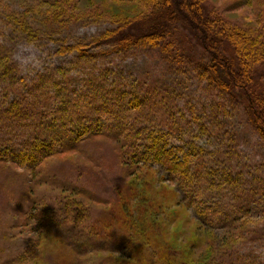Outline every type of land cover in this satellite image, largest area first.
Wrapping results in <instances>:
<instances>
[{
	"label": "rangeland",
	"instance_id": "374dc122",
	"mask_svg": "<svg viewBox=\"0 0 264 264\" xmlns=\"http://www.w3.org/2000/svg\"><path fill=\"white\" fill-rule=\"evenodd\" d=\"M47 1L0 0L1 13L6 11L4 3L11 6L33 22L30 26L35 31L30 36L4 18L0 59L8 58L10 65L17 66L12 59L14 50L31 40L44 58L43 69L31 78L60 67L71 92L101 83L112 88L120 80L129 91L153 98L142 112L126 119L140 122L143 115L145 121L156 120L147 126L153 131L156 125L176 158L192 160L203 155L213 178L217 177L208 198L213 204L230 206L233 214L226 211L217 218L229 225L204 226L175 176L153 161L129 170L123 157L124 142L112 132L120 130L119 125L91 118L85 125L96 122L99 126L93 129L109 132L84 141L79 140L84 134L71 136L79 140L74 149L45 159L35 171L0 161V264H264V141L252 129L242 97L217 109L220 96L197 69L209 59L193 35L188 31L173 34L185 44L183 59L177 62L169 63L162 48L143 44L127 51L95 49L87 59L77 58L75 53L59 55L60 48L89 46L94 38L117 29L120 22L145 18L148 12L112 0H77L76 9L64 22L47 25L44 16L35 11L39 3ZM239 1L209 0L216 15L240 27H256L258 18L264 20V0H247L244 7ZM96 15L105 18H94ZM26 92L19 89L20 95ZM77 96L86 98L82 91L73 102ZM160 122L177 128L167 130L165 124L158 128ZM36 130L34 125L31 132ZM0 156L10 154L0 152ZM226 174L239 180L237 190L242 196L222 191L227 184L222 185L221 178ZM11 176L17 177L18 184L3 191ZM22 189L30 193L25 201ZM61 200H75L88 209L93 229L68 231L58 227L59 223L48 224L60 210Z\"/></svg>",
	"mask_w": 264,
	"mask_h": 264
},
{
	"label": "trees",
	"instance_id": "16d2710c",
	"mask_svg": "<svg viewBox=\"0 0 264 264\" xmlns=\"http://www.w3.org/2000/svg\"><path fill=\"white\" fill-rule=\"evenodd\" d=\"M112 1L118 4H135L148 13L151 12V15L147 13L145 18L120 22L117 29L108 30L94 38L89 46L63 47L57 54L75 53L77 58L87 59L92 56L91 51L95 49L112 47L119 51H127L143 44L162 48V55L169 63L177 62L183 59L182 50L185 44L173 34L188 31L209 59L208 62L199 63L197 69L214 87L215 94L220 96L221 105L217 106V109H225L228 102L234 104L237 96L242 97L249 123L264 141L263 19H257L256 27H240L225 17L216 15L209 0ZM245 1L247 0H240L238 3L244 7ZM76 2L77 0H48L45 4L39 3L35 11L44 16V23L47 25L56 21L62 23L63 19L68 18L73 9H76ZM3 5L6 11L0 12V24L5 23L4 18H7L23 32L34 36L35 31L30 26L33 22L15 13L11 6L5 3ZM103 17L105 18L96 15L94 18ZM229 41L234 42V47ZM11 62L8 58L0 59V152L10 154L6 158L0 156V161L35 171L36 165L45 159L59 152L74 149L77 141L109 132L93 129L99 126L96 122L85 125L91 118L98 117L99 121L103 119L106 124L111 121L121 128L112 132L118 134L117 137L124 142L123 157L129 170L135 166L142 168V164H150L151 161L161 164L177 178L186 199L196 206L204 226L214 229L229 225L230 222L218 221L217 218H221L226 211L231 214L230 206L227 208L222 202L213 204L207 196L217 177L213 178L206 158L203 155L192 160L187 157L182 160L176 158L174 150L166 146L164 136L156 130V125L153 131L152 126L150 128L147 126L153 125L156 120L148 118L149 120L145 121L141 118L143 115L140 122L132 123L131 119L129 121L126 119L128 115L135 117V113L142 112L143 106L147 107L153 98L129 91L120 80L117 81L119 84L114 83L116 86L112 88H106V85L101 83L91 85L86 91L71 92L65 83L62 68H54L43 75L31 78L26 77L15 64L10 65ZM21 87L28 90L25 95L19 94ZM82 91L86 98L77 96L76 102H73L76 93ZM15 97L19 98L14 101ZM123 121L126 125L122 123ZM33 124L38 130L31 132ZM161 124H165L167 130L175 131L177 128L167 122H160L157 127L159 128ZM83 134L82 139L77 141L71 138V136L79 138ZM15 179H17L15 176L9 177L2 190L6 191L9 186L10 189L15 187L18 184ZM221 179L222 185L227 184V187L223 186L222 191L228 189L231 193H236L237 197L242 196L241 191L237 190L240 189L241 183L235 176L226 174ZM232 187L237 192L233 191ZM16 190L12 191L13 194ZM21 193L23 201L30 198V193L25 189H22ZM232 201L234 199H231ZM59 206L57 215L55 213L49 218L48 224L59 223L58 227L66 228L68 231L85 232L93 229L88 222V209L83 205L75 200H61ZM245 209L241 207L239 210L243 212ZM231 217L235 219V216ZM239 218L241 220V216ZM213 264L229 263L216 261Z\"/></svg>",
	"mask_w": 264,
	"mask_h": 264
},
{
	"label": "clouds",
	"instance_id": "9594fccd",
	"mask_svg": "<svg viewBox=\"0 0 264 264\" xmlns=\"http://www.w3.org/2000/svg\"><path fill=\"white\" fill-rule=\"evenodd\" d=\"M13 61L26 77L33 76L44 67V58L36 42L27 40L21 42L12 54Z\"/></svg>",
	"mask_w": 264,
	"mask_h": 264
}]
</instances>
